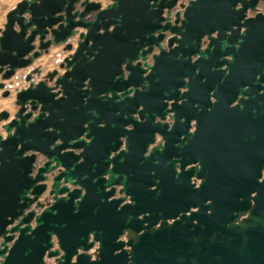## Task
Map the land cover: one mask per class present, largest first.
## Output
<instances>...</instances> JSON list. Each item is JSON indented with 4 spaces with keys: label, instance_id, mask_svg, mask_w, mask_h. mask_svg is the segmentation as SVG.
<instances>
[{
    "label": "water",
    "instance_id": "obj_1",
    "mask_svg": "<svg viewBox=\"0 0 264 264\" xmlns=\"http://www.w3.org/2000/svg\"><path fill=\"white\" fill-rule=\"evenodd\" d=\"M101 1L19 0L5 14L2 98L3 81L50 44L71 53L53 86L30 72L14 112L0 111V264H264V180L233 187L223 213L206 204L209 182L188 181L189 198L164 203L146 166L138 196L131 176L133 160L147 163L156 149L145 155L156 105L176 101L179 85L217 109L264 103V0ZM167 61L185 71L162 86ZM137 117L146 118L138 128ZM178 141L170 158L181 168Z\"/></svg>",
    "mask_w": 264,
    "mask_h": 264
},
{
    "label": "flooded vegetation",
    "instance_id": "obj_2",
    "mask_svg": "<svg viewBox=\"0 0 264 264\" xmlns=\"http://www.w3.org/2000/svg\"><path fill=\"white\" fill-rule=\"evenodd\" d=\"M76 41L77 35L68 40L71 44ZM53 48H59L62 52L59 60L53 59L56 54H50ZM69 53L71 51L65 50L64 45L50 44L27 68L16 70L10 79L3 81L5 88L10 92L9 96L4 99L12 97L16 89L27 86L24 77L30 72H33L31 76L33 83L45 81L49 86H53L55 78L63 72L61 64ZM43 56H50V59L46 61V66L50 65L49 68L43 69V66H40L41 63L38 66L34 65V62ZM196 58L197 55L191 57V62ZM171 64L172 62L167 61L158 75L159 85L169 86L179 79L177 75L179 71L184 73L183 66L171 68ZM18 71H23L24 85L22 87H15L13 84V78L16 77ZM183 80L185 83L188 82L186 77ZM183 80L181 76L179 84H182ZM201 82H204V79ZM190 85L192 88H199L195 81H192ZM187 90V87L179 85L176 101L162 100L156 105V112L160 115H155L153 121L147 125L148 127L154 126V131L152 142L148 143L145 155L149 154L152 148L156 147V149L147 163L138 159H134L131 163V176L136 196H138L139 186L149 181L142 170L146 166L150 175H154L150 177V180L157 182L165 190L164 203H170L176 197L180 201L189 198V183L193 187H199L203 182H209L212 188L208 193L210 200L206 201V204L209 203V208H214L216 212L220 210L227 213L232 201L233 187L259 185L264 180V103L257 101V104L251 103L246 109L243 104H240L236 110L237 100H235L229 103L226 110L217 109L215 99L202 97L200 90L184 95ZM151 100L149 98L147 104L150 103L149 108L152 110ZM12 106L15 110L13 101ZM145 119V117H137L135 126L141 127L140 124H143ZM177 137L179 152L185 156L186 160H194L186 164L183 159L185 164L181 168L180 163L172 162L174 158H170V153L176 151L172 142ZM120 140H123L122 137ZM257 143L260 147H256ZM123 146L122 142L118 149H123ZM252 196L254 195L250 194L246 200ZM238 200L240 201L241 197H238ZM195 211L197 208H190L185 214L188 215L189 212ZM206 213H210V210ZM249 213V209L234 213L237 216L234 222L239 223ZM179 219L177 215L172 219H167L166 224L169 225ZM160 222L159 220L153 228H158ZM95 253L94 249L90 251L92 257Z\"/></svg>",
    "mask_w": 264,
    "mask_h": 264
},
{
    "label": "rangeland",
    "instance_id": "obj_3",
    "mask_svg": "<svg viewBox=\"0 0 264 264\" xmlns=\"http://www.w3.org/2000/svg\"><path fill=\"white\" fill-rule=\"evenodd\" d=\"M19 0H0V28L2 29L3 24L5 22V14L6 12L11 9ZM50 54L51 55H55L54 56V60L57 59L59 60L62 56V52H60L59 48H53L52 50H50ZM50 59V56H43L40 60H36L34 62V65L38 66L39 63L40 66H43V69L45 68H49V66H46V61ZM52 66H54V62H52ZM23 71H18L16 77L13 78V84L15 87H22L24 85L23 83ZM11 92L13 93V89L11 90ZM12 101H13V96L7 99H4L0 96V108L2 110H8L11 114L13 113V106H12ZM0 133L3 134L1 128H0Z\"/></svg>",
    "mask_w": 264,
    "mask_h": 264
},
{
    "label": "crops",
    "instance_id": "obj_4",
    "mask_svg": "<svg viewBox=\"0 0 264 264\" xmlns=\"http://www.w3.org/2000/svg\"><path fill=\"white\" fill-rule=\"evenodd\" d=\"M102 2V5L104 6L105 4H106V2L104 1V0H102L101 1ZM1 29V28H0ZM2 109L0 108V111H1Z\"/></svg>",
    "mask_w": 264,
    "mask_h": 264
},
{
    "label": "built area",
    "instance_id": "obj_5",
    "mask_svg": "<svg viewBox=\"0 0 264 264\" xmlns=\"http://www.w3.org/2000/svg\"><path fill=\"white\" fill-rule=\"evenodd\" d=\"M46 184L49 185V184H50V181H47ZM42 198H43V197H42Z\"/></svg>",
    "mask_w": 264,
    "mask_h": 264
},
{
    "label": "snow or ice",
    "instance_id": "obj_6",
    "mask_svg": "<svg viewBox=\"0 0 264 264\" xmlns=\"http://www.w3.org/2000/svg\"><path fill=\"white\" fill-rule=\"evenodd\" d=\"M6 135V134H5ZM252 195H255V193H252ZM0 259H2V257H0Z\"/></svg>",
    "mask_w": 264,
    "mask_h": 264
}]
</instances>
